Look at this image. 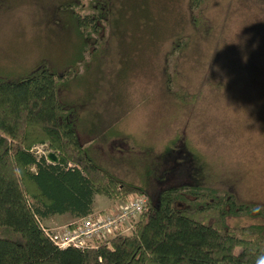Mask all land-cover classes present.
Wrapping results in <instances>:
<instances>
[{
    "label": "trees",
    "instance_id": "obj_1",
    "mask_svg": "<svg viewBox=\"0 0 264 264\" xmlns=\"http://www.w3.org/2000/svg\"><path fill=\"white\" fill-rule=\"evenodd\" d=\"M159 1L158 6L157 0H89L94 10L82 14L75 8L79 0L59 1L55 15L72 26L68 30L77 38L67 65L58 71L55 63H40L14 78L0 77V264H264V206L233 191L241 177L239 166L231 167V187L220 190L213 181L217 183L224 170L212 167V174L203 153H189L179 162L181 170L173 169L172 180L162 172L150 192L142 180L125 181L92 159L76 133L74 107L57 96V85L65 83L68 72L78 63L88 64L87 38L101 19L111 31L104 46L92 47L90 57L101 55L106 64L108 43H114L123 68L139 64L142 53L157 46L166 32L162 26L172 19L164 15L166 9L178 4ZM185 1L206 16L200 9L206 0ZM238 26L234 45L242 46L247 62L261 59L258 67L264 70V11L253 10ZM170 35L171 53L186 45V34ZM169 140L174 145L179 136ZM38 144L53 150L58 160L49 161L36 150ZM168 146L165 155L175 160V146ZM130 192L146 195L130 231L108 239L94 237L79 247L57 245L42 228L41 219L52 213L68 212L76 218L93 212L95 193L125 199ZM206 209L213 219L200 214ZM252 211L260 220L241 226L226 222L227 215Z\"/></svg>",
    "mask_w": 264,
    "mask_h": 264
},
{
    "label": "rangeland",
    "instance_id": "obj_2",
    "mask_svg": "<svg viewBox=\"0 0 264 264\" xmlns=\"http://www.w3.org/2000/svg\"><path fill=\"white\" fill-rule=\"evenodd\" d=\"M59 1L0 0V77L14 78L40 63H55L58 71L67 65L77 38L68 30L72 26L55 15ZM226 1L201 3L206 17L202 9L178 0L165 11L172 19L162 26L166 32L159 44L152 50L148 47L139 64L125 68L114 43H108L106 64L101 55L90 57L92 47L104 46L111 31L101 19L87 38L88 64L73 67L56 92L74 107L76 133L92 159L125 181L140 184L142 180L152 192L162 172L167 181L172 180L173 169L181 170L179 162L185 155L203 153L208 172L212 167L224 170L214 185L230 188L231 167L239 166L241 177L234 181L233 191L264 206V70L258 67L261 59L247 62L242 46L234 45L238 22L255 9L264 11V0ZM75 8L80 14L94 10L89 0H79ZM171 31L187 36L186 45L172 53ZM175 135L179 140L171 145L169 139ZM167 143L175 146V160L165 155ZM35 147L42 151L43 145ZM135 194L139 193L130 192L127 198ZM122 202L121 198L99 200L94 211H113ZM202 213L214 217L211 210ZM72 219L76 218H42L41 224L61 233ZM258 220L254 211L226 216V222L235 226Z\"/></svg>",
    "mask_w": 264,
    "mask_h": 264
},
{
    "label": "built area",
    "instance_id": "obj_3",
    "mask_svg": "<svg viewBox=\"0 0 264 264\" xmlns=\"http://www.w3.org/2000/svg\"><path fill=\"white\" fill-rule=\"evenodd\" d=\"M42 152L46 154L47 150L42 149ZM145 204L146 195L139 193L131 198L126 197L124 202L120 203L113 211H94L70 220L61 233L53 232L41 225L57 245L71 244L85 247L89 245L94 237L108 239L114 234L131 229L133 221L140 215Z\"/></svg>",
    "mask_w": 264,
    "mask_h": 264
},
{
    "label": "crops",
    "instance_id": "obj_4",
    "mask_svg": "<svg viewBox=\"0 0 264 264\" xmlns=\"http://www.w3.org/2000/svg\"><path fill=\"white\" fill-rule=\"evenodd\" d=\"M109 197L103 195V194H99V193H95L94 196H93V201H92V210L94 211L95 209H97L98 207L95 206V203H97L99 200L100 201H105V200H108ZM99 209V208H98ZM73 216L68 213V212H61V213H52V214H49L45 217H43L44 220H52L54 218H63L65 220H68V219H71Z\"/></svg>",
    "mask_w": 264,
    "mask_h": 264
},
{
    "label": "water",
    "instance_id": "obj_5",
    "mask_svg": "<svg viewBox=\"0 0 264 264\" xmlns=\"http://www.w3.org/2000/svg\"><path fill=\"white\" fill-rule=\"evenodd\" d=\"M45 156H46V158L49 161H57L58 160L57 154L53 150H51V149L47 150Z\"/></svg>",
    "mask_w": 264,
    "mask_h": 264
}]
</instances>
